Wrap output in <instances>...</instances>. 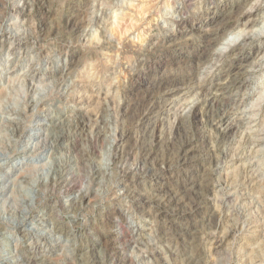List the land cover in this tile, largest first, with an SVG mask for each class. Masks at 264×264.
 <instances>
[{
	"label": "rangeland",
	"instance_id": "rangeland-1",
	"mask_svg": "<svg viewBox=\"0 0 264 264\" xmlns=\"http://www.w3.org/2000/svg\"><path fill=\"white\" fill-rule=\"evenodd\" d=\"M27 1L0 0V264H95L92 253L100 264H116L103 247L106 240L125 246L123 254L138 264H264V0H46L43 8ZM256 4L257 11L229 19L228 11ZM72 8L80 15L70 31L63 18ZM43 17L44 33L38 22ZM197 24L229 29L216 46L223 58L210 71L213 85L242 67L249 70L245 84L226 97L242 127L228 156L219 159L215 198L195 213L185 207L179 216L159 215L150 200L138 201L157 187L148 169L154 165L142 166L139 149L128 162L138 164L129 182H120L114 169L118 155L139 140L157 162L162 159L174 115L195 99L194 92L157 99L156 108L167 109L166 117H157L166 121L158 142L147 137L154 126L149 121L120 138L129 126L122 112L140 87L142 95V78L187 80L210 70L191 71V55L204 34L179 37ZM247 33L250 40L243 39ZM78 116L87 126L77 137ZM60 120L63 139L54 146L52 124ZM244 133L263 139L244 145ZM207 134L218 154L224 145ZM189 152L186 165L174 164L159 178L177 197L209 168L196 149ZM58 174L63 183L54 181ZM80 193L88 196L80 211H65L63 203ZM178 225L194 228L193 246Z\"/></svg>",
	"mask_w": 264,
	"mask_h": 264
},
{
	"label": "bare ground",
	"instance_id": "bare-ground-1",
	"mask_svg": "<svg viewBox=\"0 0 264 264\" xmlns=\"http://www.w3.org/2000/svg\"><path fill=\"white\" fill-rule=\"evenodd\" d=\"M33 1L35 4L39 5L40 8H43L46 6V5H44L45 2H46V4L48 3V1H46V0H33ZM99 6H101V5H99ZM102 8H104V7H102ZM100 9H101V7H100ZM249 9H247L243 12L241 9H239L241 11L239 13L238 12L234 13V11H232V12L228 11V13L231 15H229L226 10L223 12L226 13V15L228 14L230 16L229 19L240 18V16L243 13L247 14L251 10L257 11V9H259V4H256V5L252 6L251 8L249 7ZM67 12H68V10H67ZM79 15L80 14H79V11L77 10V8L71 10L68 14H66V16L63 18L64 23L66 25L65 27H67L70 31L74 28H77L79 26V20H78ZM97 17H99V16H97ZM38 22L40 24V26H39L40 30L39 31L44 33L46 30V27H47V25L45 24V21H44V17L42 19H40ZM198 25L199 24H197V26L194 27L193 32L181 33V34H179V37H183L184 41H188L191 38V36L193 35V33L204 34L203 43L199 46V48H197L194 51V54L191 55V59H192L191 64L193 66H191V64L189 66L192 67L191 71H194L195 73H198V70L200 71L201 68L202 69L203 68H205V69L210 68V70H208L207 73L204 74V76H201L202 78L198 76L199 78L193 77V79L191 78V79H187V80L186 79L172 78V76H171V78H167V79L163 78L162 76H157L156 78L155 77L154 78L145 77L142 79L140 78L142 80V82L144 84H146V87L144 86L145 88H143V90L141 89L143 91L142 95L139 94V91L141 88L140 87L136 92L134 91V94H131V99L129 100V103L127 106L128 108H126V110H124L122 112V116H123V118L127 119L129 126H128V128L126 127L127 128V129H125L126 131L123 132V134L121 135L120 138L128 139V137L131 136L132 132H134L136 130V128L137 129H138V127L141 128V126H143V124L145 122L149 121L154 126H153V128L151 127L152 128V130H150L151 134L147 135V137L151 138V141H153V142H158V141H161V140H159L160 139V133H161L160 131H163V130H161V127L165 124L166 121L165 120L163 121L164 117L162 118V120H159V118H157V117L165 116V114H167V112H166L167 109H157L156 108L157 99L167 97L168 95H170L171 93H173L175 91H178V92L183 93V94H185L187 92H189V93L194 92L195 99L192 100L191 102L187 103L186 106L184 107V109L177 111L176 114L174 115V120H173V123L171 125V127L174 126L173 136H171L167 140H163V144H164V148L166 150V153H164L165 156L162 159H160L157 162L156 158H158V156L155 158V156L150 153V151H149L150 148L149 149H148V147L146 148L141 140H139L137 142L134 141L136 143L135 144L132 143V144H134V146L130 145L131 147L129 146L130 148L129 149L127 148L128 150H126V152L124 153L125 155H122L123 152H121V154L118 155L119 162H117V165L115 166V169H114V170H116V176H117V174L119 176L120 182L121 181H122V183L129 182L130 178L133 177V170L137 169L138 164L135 167L134 166H128V162L132 158L134 151L136 149L137 150L139 149V157L142 160V166L147 167L149 162H151V164L154 165V167L152 166L151 168H148V169L153 173V174L151 173L152 177H154L152 179H153V181H155V184L157 185V187H155V190H154V192H152L151 197L139 198V195H138V198H139L138 201H140V203L143 204L145 202V200H150L149 202L154 205V207L156 208V211L159 212V215L173 213L174 215L179 216V215L183 214V211H185V207H188V210L190 212L195 213L199 209V205L202 202L213 200L215 198V197L213 198V190L216 189L217 183L214 182V175H215L216 171H218L217 167L219 166V163H218V162H220L219 159L226 158L228 156L229 149H230L229 147L232 144V141H233L232 138L234 137L233 135H234V133L237 132V130H239L242 127L241 126V120L242 119H240V120L238 119V117H241V116L238 115L235 111L231 110V108L229 107V104L227 103L228 98H226V97H228L227 94L230 92V90L233 86L235 87L236 84H239V86L245 84V82L247 81L246 76L249 74L248 73L249 70L244 69L243 67L242 68L239 67L240 69H238L235 72L237 74H233V76H228V77H225L223 79H220V81H218L217 83H215L213 85L212 84L213 81L211 78V75L213 76V73H211L210 71L212 68H214L213 66L217 62H221V60L223 58L222 51H216V50H218V49H216L217 48L216 46L219 44H224L222 42L223 36L227 34L229 29L226 27L225 24H223V25L218 24L220 26H218L214 29H203V26L201 24L199 26ZM250 26H252V25H250ZM250 28H252V27H250ZM35 35H37V34H35ZM34 37L36 38V36H34ZM252 37H253V35L248 34V33L243 35V39H245V40H250ZM174 40H176V39H174ZM174 40L172 43H168V44L172 45L174 43ZM227 46L228 45H224V48ZM175 51H176V49L173 51L174 52L173 56L176 59H180V54H181L180 51H178V50L176 52ZM244 59H245L244 57H239L240 62L244 61ZM209 74H210V76H209ZM214 76H216L215 73H214ZM196 79H198V80L196 81ZM167 108H168V106H167ZM175 122H176V124H175ZM75 123H74L75 126H74V130H73L74 132L73 131L72 132H73V136L78 137L81 134V132H83V130L86 128L87 123L85 122L84 118L81 116L77 117V122H75ZM52 125H53V129L56 132L55 133V142H54V146H56L63 139V135L60 132V128H62V126L64 125V121L63 120H60L58 122L55 121L54 124H52ZM242 125L244 126V123ZM158 126H160V127L158 128ZM21 129H22V126L18 124V131H20ZM207 131L208 132L212 131L215 135L214 140H216L218 143H222L224 145L223 149L218 154L215 151L216 149L210 143L211 139H210L209 134H207ZM240 131H241V129H240ZM210 135H212V134H210ZM256 135H254V136H256ZM252 137H253V135L248 134V133L245 134V136L243 135L242 141H244L243 142L244 145L247 144L249 146L255 142L259 143L263 139L262 136L256 137L257 139H253ZM148 140H150V139H148ZM146 141H147V139H146ZM192 148L196 149L199 152V154H201L202 156H204L208 160L207 163H209V168H208V171H206V172L204 171L205 173L201 170L202 171L201 173H204V174L201 177L198 176L199 179L196 180V182H195V180H193L194 182L193 181L190 182L191 187L190 186H188L187 188L181 187L182 190L184 191L183 194H185V192L187 194H185V195L181 194L182 196L177 197L176 196L177 191L172 192V190L165 188L163 183L159 181V178L167 170H170V167L174 164H176L178 166L186 165L191 158L189 151ZM140 169H141V165H140ZM199 171H200L199 169L195 168V172H199ZM52 180H53V178H52ZM54 181H59V183H63L65 180L63 178V175L58 174L57 179L55 178ZM220 184H222V183H220ZM62 185L68 186L69 184L65 183ZM152 191H153V189H152ZM126 192L129 194L128 196H130V195H131V197H132V195L135 196L134 192L128 188H127ZM86 197H88V196L87 195L81 196V193H80V198H78L77 200H75L74 198H71L67 202H64L62 206H63L64 210L67 211L68 213L69 212L76 213L77 211H80V208L83 204L82 200L86 199ZM136 197H137V195H136ZM120 218H121V216H120ZM185 226L186 227H182L181 225H178V228H179L178 230H179L180 234H182V236L189 242V243H187V245L193 246L194 242L196 241V236H194L195 230H194V228L187 227V225H185ZM118 232H120V231H118ZM187 241H185V242H187ZM103 244H104V246L103 245H101V246H103L106 249V251L109 253L108 255H110V254L114 255L113 259H114V261H116V264H124L125 262L127 263V260H132V259H130L129 256L123 254V252L121 251L125 248V246H124V248L121 249V247L117 246L116 243H109L107 240ZM125 245H129V243H127V244L125 243ZM89 258H91L92 262L95 264L101 263L99 261L100 257L98 255H96L95 253H92L91 257H89ZM107 258H108V256H107ZM133 260H132V263L130 261L129 262L131 264H138V263H134ZM109 264H114V263L110 262Z\"/></svg>",
	"mask_w": 264,
	"mask_h": 264
}]
</instances>
